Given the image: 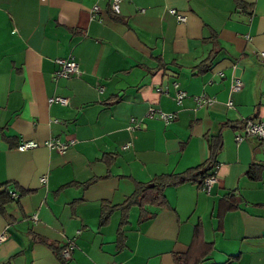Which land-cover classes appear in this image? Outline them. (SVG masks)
Here are the masks:
<instances>
[{
  "label": "crops",
  "instance_id": "1",
  "mask_svg": "<svg viewBox=\"0 0 264 264\" xmlns=\"http://www.w3.org/2000/svg\"><path fill=\"white\" fill-rule=\"evenodd\" d=\"M111 2L0 0V264H264V0Z\"/></svg>",
  "mask_w": 264,
  "mask_h": 264
},
{
  "label": "built area",
  "instance_id": "2",
  "mask_svg": "<svg viewBox=\"0 0 264 264\" xmlns=\"http://www.w3.org/2000/svg\"><path fill=\"white\" fill-rule=\"evenodd\" d=\"M119 0H112L111 2V9L113 12H118L119 11ZM97 6L93 7V10H97ZM77 69V62L72 58V57H68L65 59H60V68L58 70L59 75L62 76H66L69 73H74ZM238 82V81H237ZM235 88H238V86H236ZM182 94L178 95V99L180 98ZM55 99H57L58 101L65 103L66 102V98L65 97H60V96H56ZM151 113V112H150ZM161 117H163L164 120H167L169 115H167V113H161L160 115ZM244 134H252V135H256L257 137L261 138L264 137V120H252V119H248L245 120V124L244 127L242 128ZM47 146L49 147H54L59 151H63L66 147V145L58 140H49L46 141L45 143ZM39 146V143L35 140H25L22 141L21 143H19L17 145V149L19 150H25V149H30V148H34ZM215 180V176L214 175H208L204 181H203V188L205 190H209L211 184L213 183V181ZM8 236L7 231H1L0 232V241H3L6 239V237ZM73 239H67L66 243L61 247V253L63 256L68 257L71 250L73 249ZM106 264H119L118 262H111V263H106Z\"/></svg>",
  "mask_w": 264,
  "mask_h": 264
},
{
  "label": "trees",
  "instance_id": "3",
  "mask_svg": "<svg viewBox=\"0 0 264 264\" xmlns=\"http://www.w3.org/2000/svg\"><path fill=\"white\" fill-rule=\"evenodd\" d=\"M244 124H245V120H243V121L241 120L240 127H244ZM212 146H214V145H212ZM210 162H211L210 160L209 161L207 160L203 164H201L199 167H197V169L201 170L202 175L205 174L206 172H208V170L210 169ZM201 167H203V168H201ZM203 171H206V172H203ZM247 171H248V173L251 176L254 175V171H253L252 165L250 166V169L247 170ZM182 178L183 177H181L180 179H182ZM151 188L154 189V192L153 191L147 192V190H151ZM151 188H149L146 185L139 186V191H137L136 193L134 192L133 195L129 196L127 201L133 199L134 203H139V204H142V202H148V201L156 202L162 196V193L159 191L161 189V186L160 185H154ZM2 206H3L2 202L0 201V210L3 209ZM100 219L103 220V217H101ZM58 251H59L58 256L60 258V264H67V259L68 258L62 255L61 247H60V249ZM176 264H184V263L183 262H177Z\"/></svg>",
  "mask_w": 264,
  "mask_h": 264
}]
</instances>
